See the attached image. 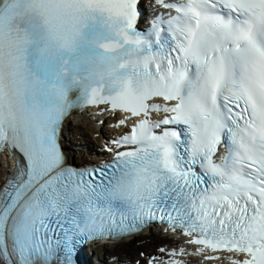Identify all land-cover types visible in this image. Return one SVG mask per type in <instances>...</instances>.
<instances>
[{
  "label": "snow or ice",
  "instance_id": "snow-or-ice-1",
  "mask_svg": "<svg viewBox=\"0 0 264 264\" xmlns=\"http://www.w3.org/2000/svg\"><path fill=\"white\" fill-rule=\"evenodd\" d=\"M143 8L0 0V264H84L153 223L264 264V0H152L147 27ZM86 107L125 131L79 166L63 127Z\"/></svg>",
  "mask_w": 264,
  "mask_h": 264
},
{
  "label": "rangeland",
  "instance_id": "rangeland-1",
  "mask_svg": "<svg viewBox=\"0 0 264 264\" xmlns=\"http://www.w3.org/2000/svg\"><path fill=\"white\" fill-rule=\"evenodd\" d=\"M88 128L83 126H78L76 129H74L73 134L71 136V143L75 145V149L80 155H88L93 156V151L90 147L93 141L96 140L95 136L96 134H89L87 133ZM154 247L155 242H148ZM117 253L121 254L122 251L120 249H117Z\"/></svg>",
  "mask_w": 264,
  "mask_h": 264
},
{
  "label": "bare ground",
  "instance_id": "bare-ground-1",
  "mask_svg": "<svg viewBox=\"0 0 264 264\" xmlns=\"http://www.w3.org/2000/svg\"><path fill=\"white\" fill-rule=\"evenodd\" d=\"M79 120L89 129V133L93 134V133H97L100 132V130H98V126H96V124L91 120L90 116H86V115H81L79 116ZM65 141H66V145L68 146L69 149H73L75 148V145L73 143H70L68 141L67 135L65 134ZM8 168V165L6 163V161H0V182L3 181V175L6 171V169ZM161 240H166V239H161ZM147 248H150V245L147 244L146 245Z\"/></svg>",
  "mask_w": 264,
  "mask_h": 264
}]
</instances>
